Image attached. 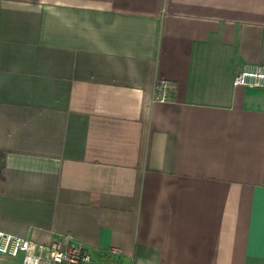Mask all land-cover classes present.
I'll return each mask as SVG.
<instances>
[{
  "label": "crops",
  "instance_id": "0c3cea01",
  "mask_svg": "<svg viewBox=\"0 0 264 264\" xmlns=\"http://www.w3.org/2000/svg\"><path fill=\"white\" fill-rule=\"evenodd\" d=\"M246 61L264 0H0V229L69 233L84 264H264Z\"/></svg>",
  "mask_w": 264,
  "mask_h": 264
},
{
  "label": "built area",
  "instance_id": "2783aa9c",
  "mask_svg": "<svg viewBox=\"0 0 264 264\" xmlns=\"http://www.w3.org/2000/svg\"><path fill=\"white\" fill-rule=\"evenodd\" d=\"M233 85L264 88V62L246 61L233 77ZM168 83L158 79L154 85L156 99L168 98ZM71 234L64 233L49 241H37L0 229V257L21 255L20 264H84L91 262L90 253L71 242ZM112 253L119 250L112 248Z\"/></svg>",
  "mask_w": 264,
  "mask_h": 264
}]
</instances>
